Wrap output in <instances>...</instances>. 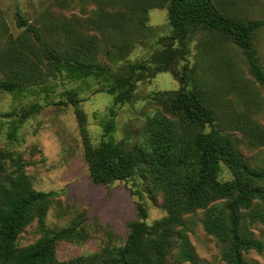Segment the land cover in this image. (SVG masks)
<instances>
[{
	"label": "trees",
	"instance_id": "obj_1",
	"mask_svg": "<svg viewBox=\"0 0 264 264\" xmlns=\"http://www.w3.org/2000/svg\"><path fill=\"white\" fill-rule=\"evenodd\" d=\"M102 4L105 8L94 27L103 34H118L124 40L114 42V50L107 53L113 62L123 61L132 50L133 41L124 35V30L145 29L149 5L168 11L172 34L165 47L150 60L129 64L116 73L99 64L94 40H78L75 29L65 20L50 21L43 34L39 27L18 15L17 26L23 34L17 39L9 35L11 50L6 56L0 55V94L19 98L27 86L39 82L45 61L54 75L62 74L71 81L101 82L100 91L113 97L109 119L102 122L109 139L93 146L85 113L81 109L76 113L91 181L109 185L138 174L153 195L162 192L167 216L149 224L148 210L139 203L137 219L128 223L125 244L114 253L60 261L58 243L75 238L78 227L48 230L45 219L55 193L35 191L24 171L22 157L0 151V264H170L166 259L173 249L177 250L175 263L200 264L186 233L185 218L199 210L207 211L206 231L223 245L222 259L227 264H248L246 256L251 251L264 252V240L254 232L258 226L264 228V167L253 166L242 156L232 136L217 128L220 115L216 107L206 101L194 82V88H189L192 74L185 72L180 76L183 85L168 104L171 116L157 113L149 121L146 147L125 150L113 134L118 107L132 101L141 74L174 67L178 58L184 57L187 43L200 31L221 34L241 49L250 73L264 88V68L253 41L264 21L226 16L212 0H152L134 8L124 0H103ZM67 94L69 102L77 106L80 99L76 92ZM42 109L36 103L0 112V117L13 119L9 140L15 141L25 121ZM225 167L233 173L232 180H220ZM35 221L44 235L34 244L20 247V235Z\"/></svg>",
	"mask_w": 264,
	"mask_h": 264
},
{
	"label": "rangeland",
	"instance_id": "obj_2",
	"mask_svg": "<svg viewBox=\"0 0 264 264\" xmlns=\"http://www.w3.org/2000/svg\"><path fill=\"white\" fill-rule=\"evenodd\" d=\"M102 1L0 0V55L6 56L11 50L9 35L17 39L23 34L17 26L18 15L39 27L43 34L50 21L65 20L75 29L78 40H94L99 64L116 73L122 72L129 64L150 60L165 47L172 34L168 11L149 5L147 28L125 29L124 35L131 38L133 48L123 61L113 62L107 53L114 50V42L124 40L118 34H103L94 27L105 8ZM143 1L150 4L152 0H124L133 8ZM212 1L226 16L242 21H264V0ZM253 41L264 68V26L255 33ZM41 68L39 82L27 86V91L19 98L8 93L0 94L1 113L36 103L43 106L21 126L15 141H10L8 135L13 119L0 117V151L22 157L24 171L35 191L55 193L45 219L48 230L78 227L75 238L58 243L60 261L112 254L125 244L128 223L137 219L139 203L148 210L149 224L167 216L164 196L160 190L153 195L148 183L138 174L123 182L93 184L76 113L78 109L85 113L91 144L98 146L109 139L102 122L109 119L113 97L100 91L102 83L99 81H71L62 74L54 75L47 61ZM185 72L193 75L189 88H194V82L206 101L216 107L220 115L217 128L232 136L242 156L253 166L264 167V88L250 73L241 49L221 34L206 31L198 32L187 43L184 57L178 58L171 69L141 74L132 101L118 107L114 140L125 150L146 147L149 121L157 113L171 116L168 104L182 87L180 76ZM0 78H3L2 74ZM73 91L80 99L77 106L68 100L67 93ZM62 102L67 104H60ZM232 179L233 173L225 167L220 180ZM206 214L207 211L199 210L185 217L189 241L200 264H227L222 259V243L206 231ZM254 232L264 240L263 227H256ZM43 235L35 221L20 235L18 244L20 247L30 246ZM176 253V249L171 251L166 259L168 263L177 264L174 262ZM246 259L248 264H264V252L251 251Z\"/></svg>",
	"mask_w": 264,
	"mask_h": 264
}]
</instances>
